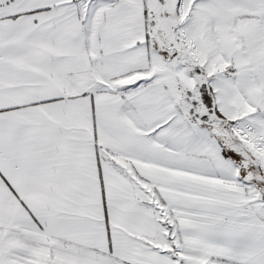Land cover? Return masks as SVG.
Listing matches in <instances>:
<instances>
[{"label":"snow or ice","instance_id":"snow-or-ice-1","mask_svg":"<svg viewBox=\"0 0 264 264\" xmlns=\"http://www.w3.org/2000/svg\"><path fill=\"white\" fill-rule=\"evenodd\" d=\"M0 264H264V0H0Z\"/></svg>","mask_w":264,"mask_h":264}]
</instances>
